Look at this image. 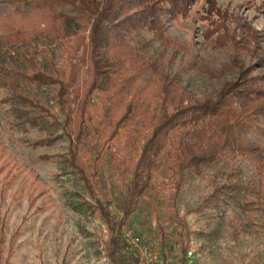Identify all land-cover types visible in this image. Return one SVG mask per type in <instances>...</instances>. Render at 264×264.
I'll list each match as a JSON object with an SVG mask.
<instances>
[{"label":"rangeland","instance_id":"rangeland-1","mask_svg":"<svg viewBox=\"0 0 264 264\" xmlns=\"http://www.w3.org/2000/svg\"><path fill=\"white\" fill-rule=\"evenodd\" d=\"M9 1L0 2V54L7 66L33 72L18 54L24 52L27 41L43 72L56 74L53 61L64 76L66 60L59 47L62 29L49 13L32 10L25 0ZM184 6V11L165 20L167 44L147 30L127 33L129 43L155 61L163 75L175 79L194 100L203 101L214 99L225 80H238L211 75L224 65L238 61L250 69L251 77L264 73L259 63L264 57V0H188ZM87 36L81 37L76 78L68 96L71 134L78 130L79 106L92 81ZM23 86L27 95L54 110L63 123L56 101L58 87ZM8 94L0 86L2 264H111L105 252L107 227L92 210L95 202L79 174L64 161L69 154L65 131L50 119L37 125L20 124L13 105L5 101ZM132 97L148 113L158 110L163 98L149 79L136 83ZM97 123L104 129L105 116ZM149 132L148 126L144 135ZM126 133L127 129L121 130L105 146L103 142L90 145L85 151L90 160H82L98 197L115 215H120L134 170L131 164L122 166L117 161ZM47 138L57 140L51 146H36ZM249 140L256 149L251 154L228 155L212 166L186 172L176 209L191 233L189 243L181 238L179 221L168 214L170 190L164 160L150 190L124 225L122 240L126 232L140 236L160 254L159 264H264V134L253 133Z\"/></svg>","mask_w":264,"mask_h":264},{"label":"trees","instance_id":"trees-1","mask_svg":"<svg viewBox=\"0 0 264 264\" xmlns=\"http://www.w3.org/2000/svg\"><path fill=\"white\" fill-rule=\"evenodd\" d=\"M186 1L25 0L32 10L49 13L51 21L62 29L64 39L59 41V47L66 60L65 75L59 73L53 61L51 65L56 74L43 72L37 53L27 41L23 42L24 52L18 54L32 73L18 66L8 67L0 54V86L9 90L5 101L13 105L12 112L18 122L37 125L50 119L65 131L69 154L64 161L79 174L95 202L90 205L92 210L98 212L107 227L109 241L105 252L111 264H137L121 238V231L150 190L161 160L165 161L170 190L168 214L171 220L179 221L181 238L189 243L191 233L176 209L186 172L212 166L228 155L251 154L256 149L250 145V136L264 134V73L251 77L250 69H244L238 61L224 65L219 73L211 75L223 79L234 76L238 80H225L214 99L198 101L175 79L163 75L155 61L129 43L128 32L147 30L156 40L167 44L165 20L184 11ZM0 2L10 3L9 0ZM86 34L92 81L79 106L78 130L71 134L67 129L72 123L68 96L76 78L81 37ZM43 52L51 58L50 51ZM259 63L264 66V57ZM145 79L155 82L163 97L160 108L151 113L137 106V100L132 97L133 87ZM24 84L58 87L56 101L64 116L63 123L54 110L43 105L37 97L27 95ZM143 115L148 119L141 120ZM101 116L106 118L104 129L97 125ZM148 126L150 132L144 135ZM123 129L128 133L117 161L122 166L131 164L134 170L127 195L121 202L120 215H115L110 205L98 197L82 160H90L85 152L90 145L99 146L103 142L105 146L117 139ZM56 140L43 139L36 146H51ZM92 168L97 170L96 164ZM2 245L0 234V264ZM187 250L185 244V255Z\"/></svg>","mask_w":264,"mask_h":264},{"label":"built area","instance_id":"built-area-1","mask_svg":"<svg viewBox=\"0 0 264 264\" xmlns=\"http://www.w3.org/2000/svg\"><path fill=\"white\" fill-rule=\"evenodd\" d=\"M123 237L137 264H159L160 254L145 243L140 236L126 232L123 233ZM191 255L190 252L189 256Z\"/></svg>","mask_w":264,"mask_h":264}]
</instances>
